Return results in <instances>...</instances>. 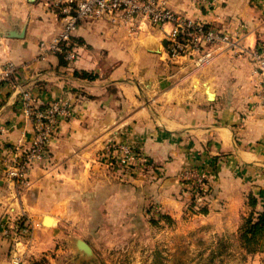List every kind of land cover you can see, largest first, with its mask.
Listing matches in <instances>:
<instances>
[{
    "label": "crops",
    "instance_id": "obj_1",
    "mask_svg": "<svg viewBox=\"0 0 264 264\" xmlns=\"http://www.w3.org/2000/svg\"><path fill=\"white\" fill-rule=\"evenodd\" d=\"M166 3L227 36L210 46L206 64L170 58L158 27L132 30L108 18L78 26L73 61L41 55L40 42L49 43L62 27L51 0H0V65L15 66L13 78L0 82V264H10L16 220L34 225L25 262L80 264L88 255L78 239L93 252L92 242L103 247L118 235L140 233L149 242L156 225L161 236L195 221L210 237L226 238L263 212L262 75L247 51L264 47V0ZM21 90L39 104L62 96L70 114L18 187L5 171L12 148L32 138ZM118 142L146 158L144 170L120 179L104 165L101 152ZM187 167L207 175L204 211L189 207L180 178Z\"/></svg>",
    "mask_w": 264,
    "mask_h": 264
},
{
    "label": "built area",
    "instance_id": "obj_2",
    "mask_svg": "<svg viewBox=\"0 0 264 264\" xmlns=\"http://www.w3.org/2000/svg\"><path fill=\"white\" fill-rule=\"evenodd\" d=\"M62 22L61 30L49 42H40L41 55L47 52L62 54L67 62L75 58L73 36L78 26L85 21L108 18L120 26L139 30L142 25L160 28L165 36L168 56L192 59L196 66L206 64L212 53L210 46L227 42L222 32L210 28L204 22L182 15L167 6L166 0H51ZM168 28V29H166ZM254 71L262 75L261 92L264 100V47L247 51ZM15 73L12 63L0 65V82L11 80ZM20 106L32 124V138L28 146L15 145L12 156L6 163V175L15 186L22 187L27 182V172L34 159L46 152L48 141L61 117L69 116L67 100L58 96L42 107L29 90L20 91ZM105 166L116 172L120 179H127L134 170L142 171L146 158L135 147L127 143L107 145L100 154ZM180 178L185 190L196 200L204 199L207 190V175L197 168H184ZM34 225L30 219L16 220L11 236L10 264H24L27 249L32 242ZM23 248V251H21Z\"/></svg>",
    "mask_w": 264,
    "mask_h": 264
},
{
    "label": "rangeland",
    "instance_id": "obj_3",
    "mask_svg": "<svg viewBox=\"0 0 264 264\" xmlns=\"http://www.w3.org/2000/svg\"><path fill=\"white\" fill-rule=\"evenodd\" d=\"M202 225L199 221L184 224L177 231H165L164 237L156 225L151 231L156 235L149 242L141 233L118 235L113 244L103 247L92 242L96 251L80 264H264V233L254 244H247L240 237V228L236 236L210 237ZM46 261L38 257L34 263Z\"/></svg>",
    "mask_w": 264,
    "mask_h": 264
},
{
    "label": "trees",
    "instance_id": "obj_4",
    "mask_svg": "<svg viewBox=\"0 0 264 264\" xmlns=\"http://www.w3.org/2000/svg\"><path fill=\"white\" fill-rule=\"evenodd\" d=\"M62 56V54L60 55ZM63 57V56H62ZM44 104H41V107ZM209 189L204 192V197L209 193ZM191 204L189 205L190 209L195 211H204V206L200 205V202H197L195 195L191 196ZM240 237L244 240L245 243L251 244L255 243L264 233V210L256 217L249 215L246 217L242 225L240 226Z\"/></svg>",
    "mask_w": 264,
    "mask_h": 264
},
{
    "label": "water",
    "instance_id": "obj_5",
    "mask_svg": "<svg viewBox=\"0 0 264 264\" xmlns=\"http://www.w3.org/2000/svg\"><path fill=\"white\" fill-rule=\"evenodd\" d=\"M48 218L49 217L46 216L45 219H44L45 220L44 222L46 224H49V222H47ZM77 247H78L79 250H81L84 254H87L88 256H90V254L92 253L89 244L87 242L81 240V239L77 240Z\"/></svg>",
    "mask_w": 264,
    "mask_h": 264
},
{
    "label": "bare ground",
    "instance_id": "obj_6",
    "mask_svg": "<svg viewBox=\"0 0 264 264\" xmlns=\"http://www.w3.org/2000/svg\"><path fill=\"white\" fill-rule=\"evenodd\" d=\"M51 220H52L51 218H48L47 222H50L51 223Z\"/></svg>",
    "mask_w": 264,
    "mask_h": 264
}]
</instances>
